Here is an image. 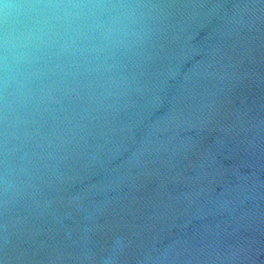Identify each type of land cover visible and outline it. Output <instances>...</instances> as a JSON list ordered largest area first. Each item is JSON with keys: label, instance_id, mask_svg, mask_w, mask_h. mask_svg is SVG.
<instances>
[{"label": "water", "instance_id": "obj_1", "mask_svg": "<svg viewBox=\"0 0 264 264\" xmlns=\"http://www.w3.org/2000/svg\"><path fill=\"white\" fill-rule=\"evenodd\" d=\"M0 264H264V0H0Z\"/></svg>", "mask_w": 264, "mask_h": 264}]
</instances>
